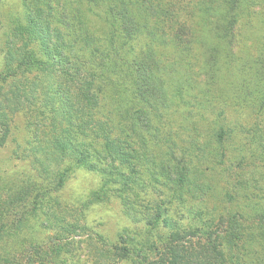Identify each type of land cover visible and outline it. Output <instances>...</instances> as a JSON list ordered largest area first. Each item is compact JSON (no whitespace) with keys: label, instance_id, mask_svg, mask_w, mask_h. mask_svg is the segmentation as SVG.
Here are the masks:
<instances>
[{"label":"trees","instance_id":"16d2710c","mask_svg":"<svg viewBox=\"0 0 264 264\" xmlns=\"http://www.w3.org/2000/svg\"><path fill=\"white\" fill-rule=\"evenodd\" d=\"M18 1L0 264H264V0ZM76 169L99 182L67 200ZM113 199L111 238L87 216Z\"/></svg>","mask_w":264,"mask_h":264},{"label":"rangeland","instance_id":"374dc122","mask_svg":"<svg viewBox=\"0 0 264 264\" xmlns=\"http://www.w3.org/2000/svg\"><path fill=\"white\" fill-rule=\"evenodd\" d=\"M18 0H4L0 6V58L3 51V43L6 35L10 32L13 21L18 15L19 5ZM24 120L21 116H17L12 123L10 137L5 146L0 148V170L12 173L25 172L30 169L27 161L20 160V148L17 146L24 141ZM16 149V152L14 150ZM99 178L84 169H76L72 177L68 181L64 191V197L67 200H74L77 196H81L98 185ZM88 220L95 229L101 230L111 238H114L118 230L123 225L131 224L123 216L117 200H110L105 203L96 205L88 212ZM264 257V253H263Z\"/></svg>","mask_w":264,"mask_h":264}]
</instances>
